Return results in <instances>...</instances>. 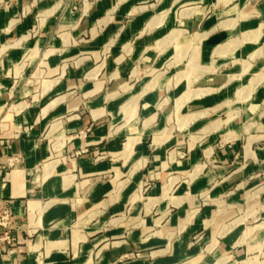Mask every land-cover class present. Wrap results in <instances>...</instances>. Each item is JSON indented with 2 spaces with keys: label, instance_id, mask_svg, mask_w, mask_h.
<instances>
[{
  "label": "crops",
  "instance_id": "crops-1",
  "mask_svg": "<svg viewBox=\"0 0 264 264\" xmlns=\"http://www.w3.org/2000/svg\"><path fill=\"white\" fill-rule=\"evenodd\" d=\"M1 113L0 264H264V0H0Z\"/></svg>",
  "mask_w": 264,
  "mask_h": 264
},
{
  "label": "built area",
  "instance_id": "built-area-1",
  "mask_svg": "<svg viewBox=\"0 0 264 264\" xmlns=\"http://www.w3.org/2000/svg\"><path fill=\"white\" fill-rule=\"evenodd\" d=\"M11 203H2L0 201V242L11 243Z\"/></svg>",
  "mask_w": 264,
  "mask_h": 264
},
{
  "label": "rangeland",
  "instance_id": "rangeland-1",
  "mask_svg": "<svg viewBox=\"0 0 264 264\" xmlns=\"http://www.w3.org/2000/svg\"><path fill=\"white\" fill-rule=\"evenodd\" d=\"M42 73L44 74V72H42ZM2 115L4 116V113H3V114H2V113L0 114V128L3 127V130H4V129L7 128V126H8L7 123H8V122H7V121H2V120H1V117H3ZM1 133H2V132L0 131V134H1Z\"/></svg>",
  "mask_w": 264,
  "mask_h": 264
}]
</instances>
